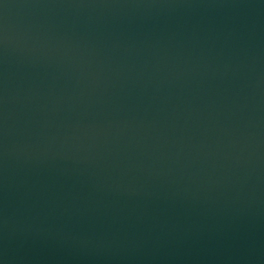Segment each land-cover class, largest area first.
Wrapping results in <instances>:
<instances>
[{"label":"water","instance_id":"water-1","mask_svg":"<svg viewBox=\"0 0 264 264\" xmlns=\"http://www.w3.org/2000/svg\"><path fill=\"white\" fill-rule=\"evenodd\" d=\"M0 264H264V0H0Z\"/></svg>","mask_w":264,"mask_h":264}]
</instances>
